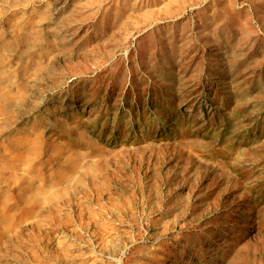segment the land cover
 <instances>
[{
    "label": "rangeland",
    "instance_id": "374dc122",
    "mask_svg": "<svg viewBox=\"0 0 264 264\" xmlns=\"http://www.w3.org/2000/svg\"><path fill=\"white\" fill-rule=\"evenodd\" d=\"M0 264H264V0H0Z\"/></svg>",
    "mask_w": 264,
    "mask_h": 264
}]
</instances>
